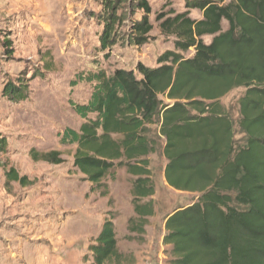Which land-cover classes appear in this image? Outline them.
<instances>
[{"label":"trees","instance_id":"obj_1","mask_svg":"<svg viewBox=\"0 0 264 264\" xmlns=\"http://www.w3.org/2000/svg\"><path fill=\"white\" fill-rule=\"evenodd\" d=\"M184 1L187 11L156 16L161 34L174 38V51L158 57L156 67L138 63L135 70L79 76L92 91L85 104H72L83 122L78 131L66 130L61 143L75 145L72 166L90 192L106 188L102 180L119 167L135 178L131 205L138 223L129 231L142 234L153 214L152 201L139 204L154 194L147 157L158 148L153 135L162 138L165 183L198 195L165 219L162 243L170 248L169 264H264V0ZM132 4L142 13L127 42L141 47L152 30L151 8L147 0ZM188 10H199L202 18H189ZM118 12L117 1L102 0L101 52L118 42L123 22ZM203 37L211 41L206 44ZM189 50L193 55L184 57ZM236 88L245 90L238 101L241 147L234 139L235 122L219 103ZM2 92L15 103L27 98L24 84L7 83ZM6 150L0 136V154ZM55 156L48 158L59 163ZM9 179L25 182L14 171ZM88 252L92 264L120 260L111 218Z\"/></svg>","mask_w":264,"mask_h":264},{"label":"rangeland","instance_id":"obj_2","mask_svg":"<svg viewBox=\"0 0 264 264\" xmlns=\"http://www.w3.org/2000/svg\"><path fill=\"white\" fill-rule=\"evenodd\" d=\"M113 1L119 4L123 22L117 44L101 52L102 0H0V136L7 140V150L0 154V264H92L88 250L82 259L80 252L94 240L102 216L114 224L122 255L117 264H169L170 248L162 243L165 219L198 199L165 183L164 140L153 135L157 128L152 126L158 148L147 160L154 194L139 204L152 201L153 214L146 218L142 234L131 232L138 223L131 205L135 178L124 167L114 169L102 180L106 188L91 192L104 202H92L88 182L72 166L75 145L61 143L66 130L78 131L83 122L72 104H85L92 91V84L79 76L135 70L138 63L156 67L158 57L174 51V38L161 34L156 16L187 11L184 0H147L152 30L147 43L137 47L127 40L142 12L132 0ZM188 13L193 20L202 18L199 10ZM221 26L224 31L227 23ZM192 55V50L183 53L186 58ZM7 83L26 85V100L6 99L2 90ZM244 91L236 88L219 100L235 122L238 147L244 144L237 124ZM51 153L59 163L51 162ZM10 171L25 182L9 181ZM104 189L106 197L100 195Z\"/></svg>","mask_w":264,"mask_h":264},{"label":"crops","instance_id":"obj_3","mask_svg":"<svg viewBox=\"0 0 264 264\" xmlns=\"http://www.w3.org/2000/svg\"><path fill=\"white\" fill-rule=\"evenodd\" d=\"M89 184V183H88ZM89 187H90V184H89ZM111 194V193H110ZM89 197L90 198H93V201L92 202H97V204L98 203H103L104 201H103V199L102 200H99V201H96V198H98V195H96L95 193H91L90 192V195H89ZM61 214H62V210H61ZM106 218H105V216H102V221L104 222V220H105ZM62 221V220H61ZM103 222H102V224H103ZM62 223V222H61ZM102 224L100 225V227L97 229V232H96V234H95V236H94V240H88V241H91V242H87L86 244H85V247H84V249H83V251L82 252H80V258L82 259V257H83V255H85L86 253H88L87 252V250H88V247L90 246V245H92L93 243H94V241L96 240V237H97V235H98V233H99V231H100V228H101V226H102ZM11 254H13L12 252H11ZM15 258H16V256H14ZM2 259V256H1V258H0V260ZM80 259V260H81ZM61 261H63V260H61Z\"/></svg>","mask_w":264,"mask_h":264}]
</instances>
